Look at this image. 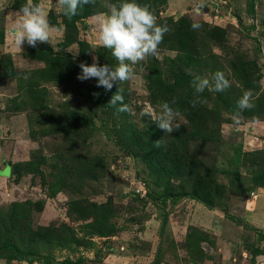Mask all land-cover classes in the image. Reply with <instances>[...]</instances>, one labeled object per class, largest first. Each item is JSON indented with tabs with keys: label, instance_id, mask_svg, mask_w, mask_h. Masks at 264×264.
<instances>
[{
	"label": "rangeland",
	"instance_id": "rangeland-1",
	"mask_svg": "<svg viewBox=\"0 0 264 264\" xmlns=\"http://www.w3.org/2000/svg\"><path fill=\"white\" fill-rule=\"evenodd\" d=\"M32 2L61 31L51 43L25 42L21 51L10 33L13 14L28 0H0V171L13 172L0 187V210L22 204L24 224L48 228L49 241L37 248L54 263L264 264V0H135L170 31L158 56L134 65L133 77L110 90H121L131 112L97 99L93 78L77 79L79 65L94 58L117 66L99 43L94 17L121 0L83 5L79 12L90 14L70 27L57 0ZM188 29L194 44L185 52L174 34ZM58 62L76 72L61 80ZM217 71L230 87L196 94L193 76L212 81ZM247 90L253 107L236 124ZM197 95L202 103L192 107ZM165 102L178 113L172 133L156 125ZM168 156L194 168L183 178L169 174ZM186 176L209 194L211 210L190 198L163 200Z\"/></svg>",
	"mask_w": 264,
	"mask_h": 264
},
{
	"label": "clouds",
	"instance_id": "clouds-1",
	"mask_svg": "<svg viewBox=\"0 0 264 264\" xmlns=\"http://www.w3.org/2000/svg\"><path fill=\"white\" fill-rule=\"evenodd\" d=\"M64 15L69 19L78 14V9L83 5L94 4L95 0H57ZM14 27L10 33L14 44L22 51V45L26 42L31 47H36L37 43H51L54 33L61 31L60 28L50 24L47 12L39 4L28 0L19 12L14 13ZM98 25V40L100 45L112 51V55L117 60L116 67L107 64L99 66L94 58L91 66L81 63V74L77 76L80 81L91 78L98 80L97 87H104L111 90L114 83H122L130 80L134 75V65L145 60L146 57H156L159 55V46L163 42V37L170 31L167 24H159L156 14L148 5H140L135 0H121L118 4H111L107 13H102L94 17ZM193 29H198L199 24H193ZM191 75V71L189 70ZM214 81V83H213ZM193 87L196 94H201L205 89L215 92H223L230 87V82L221 71H217L213 80L199 75L193 76ZM99 95V93H94ZM252 92L247 90L237 102L238 111L233 113V119L239 124L243 119L244 110L253 107L251 103ZM171 103H175V98ZM202 103L199 95L192 101V107ZM110 106L116 107L119 112H131V107L124 103L121 90L111 97ZM161 111L157 117V127L166 133L178 130L180 123L176 117L178 113L173 110L168 102L163 103ZM156 147L161 146V141L155 142Z\"/></svg>",
	"mask_w": 264,
	"mask_h": 264
},
{
	"label": "trees",
	"instance_id": "trees-1",
	"mask_svg": "<svg viewBox=\"0 0 264 264\" xmlns=\"http://www.w3.org/2000/svg\"><path fill=\"white\" fill-rule=\"evenodd\" d=\"M87 10V9H86ZM90 13L88 11H80L78 9V14L71 17L70 19L67 16H64L66 26L70 27L74 21L80 20L84 16H88ZM175 37V46L181 51L190 52L192 49V43L194 44V34L188 30H179L174 34ZM171 38V37H170ZM59 67V73H61V80L69 79L76 69H68V66L61 62L57 63ZM57 66H53L56 68ZM76 68H78L76 66ZM79 69V68H78ZM93 85H91V91L94 93H99V95H95V97L104 102V104L110 106L108 103L112 97L111 91L106 90L104 87H97L98 80L93 78ZM175 86V85H173ZM170 90L174 93L175 97H177V92L175 88L169 85ZM164 88L161 87V92L164 93ZM164 101L170 102V100L166 99V95L163 94ZM177 102H180L179 99H176ZM187 99L181 101L182 105L185 106ZM175 151V148H171V154ZM169 153V154H170ZM30 162H28L29 164ZM166 172L169 174L177 175V177H182L183 174L188 170V168H194V165L191 161H187L184 157L180 156L179 158H173L168 156V161L166 162ZM235 168H237V163H235ZM8 169V168H7ZM16 171V170H15ZM18 171V170H17ZM154 173V172H153ZM4 174V173H3ZM13 172L10 171V175ZM6 175V174H4ZM234 178V186L238 187V174L234 171L231 173ZM187 179H182L177 190H171L163 196V200L172 201L173 205L181 202L186 198H190L197 203L203 205L207 209H212L211 198H208L209 194L205 192L203 193L202 189L196 186V184L192 181L190 176H186ZM185 177V178H186ZM241 188V186H240ZM22 204L13 203L6 213H3L0 210V221L2 220L1 228H4L5 233L2 237H0V261H3L5 264L22 263L26 264H82V259L72 260L71 258H65L62 261H56L49 255H44L39 253L38 246L44 242H48L50 235L49 230L41 229V230H32L28 224H24L23 220L26 218V212L19 211L22 208ZM7 223V226L4 223ZM166 219L163 220L162 227L165 226ZM236 222V220H235ZM186 248V247H185ZM184 249V248H183ZM186 250V249H184ZM186 252V251H185ZM191 250L189 254H191ZM189 257V256H188ZM190 259V258H189ZM204 260V259H203ZM202 260V261H203Z\"/></svg>",
	"mask_w": 264,
	"mask_h": 264
},
{
	"label": "crops",
	"instance_id": "crops-1",
	"mask_svg": "<svg viewBox=\"0 0 264 264\" xmlns=\"http://www.w3.org/2000/svg\"><path fill=\"white\" fill-rule=\"evenodd\" d=\"M0 161L2 162L1 158H0ZM3 173L6 174V175H4ZM9 176H10V170L4 169L3 171H0V187H3V185H4L3 183H5V180ZM0 262H3V261H0Z\"/></svg>",
	"mask_w": 264,
	"mask_h": 264
}]
</instances>
